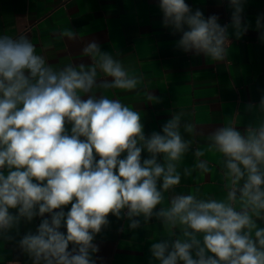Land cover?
Listing matches in <instances>:
<instances>
[{
    "label": "clouds",
    "instance_id": "9594fccd",
    "mask_svg": "<svg viewBox=\"0 0 264 264\" xmlns=\"http://www.w3.org/2000/svg\"><path fill=\"white\" fill-rule=\"evenodd\" d=\"M246 3L227 0L224 25L185 0L158 6L162 25L180 34L177 48L222 62L230 36L239 40L251 27ZM262 20L258 15L256 30L264 41ZM60 35L80 36L72 29ZM81 56L92 63L57 68L26 34H0V239L14 241L22 221L40 218L17 242L32 264H96L94 239L109 215L127 219L129 230L155 219L166 231L149 249L157 264H264V226L257 223L264 222V119L243 130L225 123L206 135L207 150L220 156L223 198L177 194L182 175L212 172L199 147L193 166L180 170L193 151L181 128L192 133L193 125L175 113L146 135L142 112L106 94L137 90L142 78L95 40ZM146 98L160 102L150 91ZM246 109L264 113V97Z\"/></svg>",
    "mask_w": 264,
    "mask_h": 264
},
{
    "label": "crops",
    "instance_id": "0c3cea01",
    "mask_svg": "<svg viewBox=\"0 0 264 264\" xmlns=\"http://www.w3.org/2000/svg\"><path fill=\"white\" fill-rule=\"evenodd\" d=\"M185 2L193 11L200 9L205 17L218 15L221 25L230 22L227 0ZM158 5L159 0H0V34H26L37 53L57 68L69 62L90 65L91 59L81 56L82 49L93 40L98 42L102 51L111 52L122 61L130 75L142 78L137 90L113 89L106 94L142 112L146 135L160 131L175 113H182L184 122L193 125L192 133H184L181 128L185 139L192 140L193 151L182 158L180 170L193 166V152L199 147L205 151L201 159L209 161L212 172L182 175L174 192L223 198L220 156L207 150L206 135L225 123L231 122L243 130L247 122L264 119V113L246 109L248 104L258 105L264 97V41L256 30L257 16H264V0H247L243 18L251 27L239 40L230 36L228 55L222 62L177 48L180 34L173 35L170 28L162 25ZM67 29L80 36L74 40L61 37ZM149 91L160 99L159 103H148ZM67 128L70 131L71 125ZM147 157L146 152L142 153V158ZM167 198L166 193L165 205ZM108 219L109 225L94 239L99 247L96 264H157L149 249L153 242L166 236L159 221L153 219L144 225L141 220L140 228L129 230L127 219L112 215ZM39 223L40 218L31 223L22 221L19 235L11 233L14 241L0 239V264H32L17 242L27 231L35 232ZM257 223L264 226L262 221Z\"/></svg>",
    "mask_w": 264,
    "mask_h": 264
}]
</instances>
